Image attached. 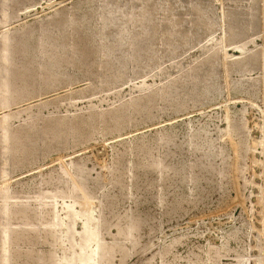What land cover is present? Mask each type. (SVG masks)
<instances>
[{"label":"rangeland","instance_id":"obj_1","mask_svg":"<svg viewBox=\"0 0 264 264\" xmlns=\"http://www.w3.org/2000/svg\"><path fill=\"white\" fill-rule=\"evenodd\" d=\"M0 78V264H264V0H0Z\"/></svg>","mask_w":264,"mask_h":264},{"label":"bare ground","instance_id":"obj_2","mask_svg":"<svg viewBox=\"0 0 264 264\" xmlns=\"http://www.w3.org/2000/svg\"><path fill=\"white\" fill-rule=\"evenodd\" d=\"M243 1V0H242ZM109 2V1H108ZM118 3V2H117ZM108 4V3H107ZM106 4V5H107ZM130 5V4H129ZM253 6V5H252ZM197 7H199V6H197ZM203 7V6H202ZM200 8V7H199ZM186 9V8H185ZM205 9V8H204ZM203 10V9H202ZM200 11V10H199ZM205 11V10H204ZM207 11V10H206ZM200 13H201V11H200ZM205 13V12H204ZM170 14V13H169ZM202 14V13H201ZM129 15V14H128ZM127 15V16H128ZM186 15V14H185ZM205 15V14H204ZM206 15H208V12H206ZM250 15H251V13H250ZM132 16V15H131ZM131 16H128V17H126V20H125V30L127 31L129 28H130V26H131V20H132V18L133 17H131ZM249 16V15H248ZM187 17V16H186ZM210 17V16H209ZM250 17V16H249ZM142 18V17H141ZM134 19V18H133ZM183 19V18H182ZM206 19H208V18H206ZM239 19V18H238ZM238 19L236 20V18H235V20H236V23L238 22ZM143 20V19H142ZM141 20V21H142ZM240 20V19H239ZM243 21H244V19H242ZM241 20V21H242ZM246 20L248 21V22H250L249 20H248V18H246ZM121 21V20H120ZM173 21V20H172ZM208 21H209V19H208ZM207 21V22H208ZM169 22V21H168ZM247 22V23H248ZM175 23V22H174ZM242 23V22H241ZM252 23V22H251ZM142 24V23H141ZM146 24H147V22H146ZM204 24V23H203ZM234 24V23H233ZM240 24V23H239ZM238 24V25H239ZM250 24V23H249ZM251 25V24H250ZM142 26V25H141ZM167 26V25H166ZM169 26V25H168ZM171 26H173L174 27V25H171ZM177 26H179V25H177ZM183 26V25H182ZM232 26H234L233 27V32H235V28L236 27H239V26H235V24L234 25H232ZM231 26V27H232ZM248 26V25H247ZM176 27V26H175ZM193 27V26H192ZM242 27V26H241ZM241 27H239V28H241ZM169 28V27H168ZM172 28V27H171ZM244 28H246V27H244ZM247 28H250V27H247ZM148 29V28H147ZM177 29V28H176ZM251 29V28H250ZM249 29V30H250ZM119 30V29H118ZM149 30V29H148ZM178 30V29H177ZM188 30V29H187ZM231 30H232V28H231ZM243 30V29H242ZM246 30V29H245ZM48 31V30H47ZM130 31V30H129ZM150 31V30H149ZM148 31V32H149ZM180 31V30H179ZM183 31V30H182ZM244 31V30H243ZM143 33V32H142ZM189 33V32H188ZM139 34V33H138ZM178 34V33H177ZM183 34V33H182ZM181 34V35H182ZM163 35V34H162ZM187 35V34H186ZM192 35H194V34H192ZM185 36V35H184ZM177 37V36H176ZM186 37V36H185ZM231 38H232V36H231ZM238 38V37H237ZM236 38V39H237ZM186 39H188V38H186ZM233 39V38H232ZM185 40V39H184ZM152 41V40H151ZM182 41V40H181ZM197 41V40H196ZM148 42V41H147ZM173 42V41H172ZM186 43V42H185ZM188 43V42H187ZM72 45V44H71ZM177 45V44H176ZM73 47V46H72ZM206 70H208V69H206ZM2 75V74H1ZM206 75V74H205ZM204 77V76H203ZM4 78H5V76H4ZM0 79H2V78H0ZM191 80V79H190ZM193 80V79H192ZM199 81V80H198ZM198 85V84H197ZM21 136V135H20ZM20 136H16L17 138L18 137H20ZM16 138V139H17ZM13 140H14V137L12 138ZM23 139V138H22ZM22 139L21 138H18L17 140H14L15 141V143L13 144L14 146H15V148H16V150L18 151L19 150V146L18 145H20V146H22L23 144L21 143V141H22ZM10 140V139H9ZM9 140H8V143H9ZM6 144V143H5ZM10 146V145H9ZM45 146V145H44ZM3 147H4V145H3ZM40 148V147H39ZM14 156V155H13ZM155 160V159H154ZM75 170V169H74ZM81 170V169H80ZM75 171H77V170H75ZM84 171V170H83ZM78 173L80 172V171H77ZM76 172V173H77ZM82 172V171H81ZM79 175H74V177L76 178V180L75 181H77V186L76 187H79V188H81V182H80V180H79V177H78ZM190 177V176H189ZM73 179H72V181H73ZM71 181V182H72ZM70 181H69V185H68V188L66 189V190H68L69 191V189L71 188L72 189V185L70 186V183H71ZM74 182V181H73ZM68 183V182H67ZM73 188H75V187H73ZM82 190V189H81ZM84 191V190H83ZM65 194V193H64ZM84 198H86V197H84ZM83 198V199H84ZM81 199V198H80ZM78 200V199H77ZM86 200H88V199H85V202H87ZM70 202V201H69ZM68 202V203H69ZM73 202V201H72ZM78 202V201H77ZM76 202V203H77ZM82 202H84V201H82ZM75 202H73V204H74ZM79 203V202H78ZM81 203V202H80ZM90 204V203H89ZM68 205V204H67ZM66 205V206H67ZM69 205H71V203H69ZM80 205V204H79ZM91 205V204H90ZM68 207V206H67ZM79 207V206H78ZM88 206H86L85 207V209L87 208ZM72 208H74L73 206H72ZM71 208V209H72ZM90 208V207H89ZM70 209V208H69ZM90 210V209H89ZM101 210H104V209H102L101 208ZM69 211V210H68ZM67 211V212H68ZM76 211V210H75ZM85 211V210H84ZM71 212H74V210L73 211H71ZM79 212V211H78ZM101 212V211H100ZM53 213V212H52ZM74 214H77V212L75 213L74 212ZM73 214V215H74ZM85 214H87V216L88 217H93L95 220H96V218L94 217V213H93V211H88V212H86ZM84 214V215H85ZM103 214V213H102ZM66 215H67V213H66ZM69 215V214H68ZM72 215V216H73ZM77 216V215H76ZM86 216V217H87ZM39 217V216H38ZM81 217V216H80ZM68 218V217H67ZM74 218H76V217H74ZM99 218H100V216H99ZM98 218V219H99ZM94 219H93V221H94ZM57 220V219H56ZM60 220H61V218H60ZM90 220V219H89ZM104 220V219H103ZM97 221V220H96ZM96 221H95V227H96V229L95 228H93L94 230H91V232L89 233V234H87V235H85V236H83L84 238H83V240H82V246H81V248L79 249V252L77 253V258H76V263H67V264H101V257H103V256H105V253H104V255L102 256V254H103V252L102 253H100V249H101V241H100V235H99V232H98V230H99V224L100 223H98V226H96ZM82 222V224H85L86 226H87V223L85 222V221H81ZM98 222V221H97ZM100 222V221H99ZM105 222H107L106 220H105ZM130 222H131V220H130ZM132 223V222H131ZM56 224V223H55ZM66 224V223H65ZM107 224V223H106ZM26 225V224H25ZM51 225V224H50ZM53 225V224H52ZM85 226V227H86ZM107 226V225H106ZM90 227V226H89ZM93 227V226H92ZM108 227V226H107ZM134 226H132L131 228L132 229H134L133 228ZM12 228V227H11ZM35 228H37V227H35ZM86 228H88V227H86ZM102 228V227H101ZM100 228V229H101ZM106 228V227H105ZM104 228V229H105ZM85 229V228H84ZM103 229V228H102ZM135 229H136V227H135ZM7 230L9 231L10 229H9V226H8V224H7ZM13 230V229H12ZM37 230V229H36ZM69 230V229H68ZM131 231V230H130ZM9 232H11V231H9ZM129 232V231H128ZM132 232V231H131ZM53 233H54V231H53ZM79 233V232H78ZM65 234H66V232H65ZM131 234V233H130ZM79 235V234H78ZM128 235V234H127ZM132 235V234H131ZM82 238V237H81ZM129 238V237H128ZM79 241V240H78ZM133 241V240H132ZM118 243V242H117ZM75 244V243H74ZM77 244H79V243H77ZM69 245V244H68ZM34 249H35V247H34ZM71 249V248H70ZM77 249V248H76ZM32 250H33V248H32ZM38 250V249H37ZM34 251V250H33ZM102 251H104V250H102ZM39 252V251H38ZM68 253L70 254V252L68 251ZM75 253V252H74ZM73 255V254H72ZM57 256V255H56ZM74 256V255H73ZM111 256V255H110ZM30 257V256H29ZM38 257V256H37ZM67 257V256H66ZM10 258V257H9ZM57 258H58V256H57ZM68 259L70 258L69 257V255H68V257H67ZM73 258V257H72ZM238 258V257H237ZM64 259V258H63ZM67 259V260H68ZM240 259H242V258H240ZM36 260V259H35ZM38 261H39V259H37ZM59 260V259H58ZM104 260V259H103ZM244 260H245V258H244ZM53 261V260H52ZM61 261V260H60ZM239 261H241V260H239ZM238 261V262H239ZM243 261V260H242ZM241 261V262H242ZM43 262V261H42ZM243 262H247V261H243ZM9 263H11V262H8V264ZM37 263V262H36ZM62 263V262H61ZM66 263V262H65ZM38 264H40V263H38ZM51 264H53V263H51ZM167 264V263H166ZM239 264V263H238ZM240 264H242V263H240Z\"/></svg>","mask_w":264,"mask_h":264}]
</instances>
